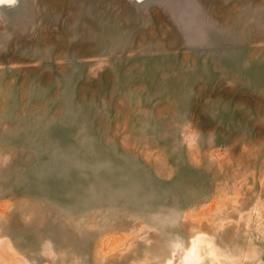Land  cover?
Listing matches in <instances>:
<instances>
[{
    "label": "rangeland",
    "instance_id": "obj_1",
    "mask_svg": "<svg viewBox=\"0 0 264 264\" xmlns=\"http://www.w3.org/2000/svg\"><path fill=\"white\" fill-rule=\"evenodd\" d=\"M193 247L264 264V0H0V264Z\"/></svg>",
    "mask_w": 264,
    "mask_h": 264
},
{
    "label": "bare ground",
    "instance_id": "obj_2",
    "mask_svg": "<svg viewBox=\"0 0 264 264\" xmlns=\"http://www.w3.org/2000/svg\"><path fill=\"white\" fill-rule=\"evenodd\" d=\"M195 242H196L197 246H204V245H207L206 243H208L206 239L201 238V237L196 238ZM210 242H211V240H210ZM208 244H210V243H208ZM212 248H213V245H212ZM213 251L214 250H212V253H213ZM199 252H200V250L197 249V247H193L190 254H189V257H188L189 262L192 263V262L196 261V264H199V261H200Z\"/></svg>",
    "mask_w": 264,
    "mask_h": 264
}]
</instances>
